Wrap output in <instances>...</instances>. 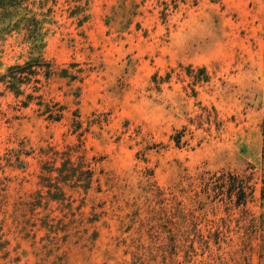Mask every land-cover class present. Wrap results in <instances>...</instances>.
I'll return each mask as SVG.
<instances>
[{"label": "rangeland", "instance_id": "obj_1", "mask_svg": "<svg viewBox=\"0 0 264 264\" xmlns=\"http://www.w3.org/2000/svg\"><path fill=\"white\" fill-rule=\"evenodd\" d=\"M0 264H264V0H0Z\"/></svg>", "mask_w": 264, "mask_h": 264}, {"label": "trees", "instance_id": "obj_2", "mask_svg": "<svg viewBox=\"0 0 264 264\" xmlns=\"http://www.w3.org/2000/svg\"><path fill=\"white\" fill-rule=\"evenodd\" d=\"M44 72L45 76H49L52 73V67L49 62L41 61L39 59H35L34 61H27L25 64H16L10 66L7 72V88H15L18 83H26L30 82L31 77L38 74L40 71ZM35 82H39V79H34ZM38 89L37 87H35ZM19 91H16V94H19ZM34 98H40V96H35L33 94L27 95V100L24 102L27 104L30 100ZM58 106L55 109L51 107H47L46 113H48V118L52 120H60L63 117V105ZM76 117L78 115L76 114ZM75 125V129H79L81 127V122L75 119L73 123ZM242 190L244 189V185L241 186Z\"/></svg>", "mask_w": 264, "mask_h": 264}]
</instances>
